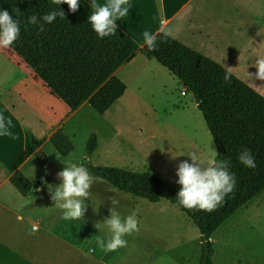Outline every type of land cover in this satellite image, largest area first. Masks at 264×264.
Returning <instances> with one entry per match:
<instances>
[{
  "label": "trees",
  "instance_id": "obj_1",
  "mask_svg": "<svg viewBox=\"0 0 264 264\" xmlns=\"http://www.w3.org/2000/svg\"><path fill=\"white\" fill-rule=\"evenodd\" d=\"M0 8L21 21L20 37L9 48L73 112L88 104L103 116L127 90L117 78V71L138 53L157 61L178 79L186 93L194 96L216 147L215 159L226 162L227 170L236 177L233 191L212 212L180 206V190L149 167L133 170L93 164L91 159L98 149L95 134L86 143L83 165L92 180L104 181L115 191L152 204L167 201L179 208L199 230L198 264H214V235L264 193V97L218 63L164 33L156 35L155 51H149L147 45L140 48L118 27L114 36L98 38L88 23L93 8L85 0H80L75 13L66 3L57 6L53 0H0ZM52 12L57 16L48 24L43 17ZM32 15L37 18L35 25L28 23ZM226 72L231 74L229 82L223 79ZM29 140L31 147L13 164L10 178L23 197L33 186L19 168L33 155L45 170L48 164V157L39 152L41 143L31 134ZM50 143L62 158L75 151L73 142L62 131L55 133ZM243 149L255 157V169L239 163L237 156Z\"/></svg>",
  "mask_w": 264,
  "mask_h": 264
},
{
  "label": "crops",
  "instance_id": "obj_2",
  "mask_svg": "<svg viewBox=\"0 0 264 264\" xmlns=\"http://www.w3.org/2000/svg\"><path fill=\"white\" fill-rule=\"evenodd\" d=\"M85 1L92 6V0ZM129 4L127 17L117 20L116 24L140 48L145 46L142 33L145 30L155 35L164 33L159 32L163 22L166 30L171 29L168 36L218 63L253 88L239 71L240 65L249 63V59L254 64L259 58L264 59V0H129ZM116 76L127 90L103 116H96L88 104L73 112L13 50L0 47V116L5 118L11 133L0 136V264H52L46 258H39L37 247L43 239H37V235H46L48 231L45 218L29 206L32 192L23 197L10 182L13 164L31 147L29 134L41 143V154L47 148L57 156L50 143L55 133L64 132L74 144L91 123L96 126L94 134L98 136V143L99 133L113 130L123 136L142 134L146 130L155 138L161 122L157 121L158 112L152 104L154 96L159 90L171 92L177 88L181 90V97L189 94L183 96L185 89L178 79L141 53L119 69ZM253 89L264 97V90L255 86ZM194 107L197 108V104ZM8 121L11 123L7 124ZM141 156L150 162L146 156ZM32 162L34 170L44 172L35 155L19 170L34 188L26 170ZM5 190L22 201L18 209L14 210L5 200ZM44 202L46 199L39 197L33 207ZM28 219L34 221L31 230ZM36 225L37 231L33 230Z\"/></svg>",
  "mask_w": 264,
  "mask_h": 264
},
{
  "label": "rangeland",
  "instance_id": "obj_3",
  "mask_svg": "<svg viewBox=\"0 0 264 264\" xmlns=\"http://www.w3.org/2000/svg\"><path fill=\"white\" fill-rule=\"evenodd\" d=\"M251 62L249 59V63L240 65V76L253 88L264 90V80L257 77L258 69ZM180 91L178 88L171 92L159 90L154 96L152 104L158 112L157 121L161 122L155 138H151L146 130L142 134L132 133V136L118 135L114 130L99 133L98 149L91 159L93 164L133 170L149 167L181 190L177 182L180 164L185 161L192 164L191 155L194 154L198 157L196 166L203 170L215 159L217 150L200 112L194 107V96L189 93L188 97H181ZM96 131L95 124L85 127L74 140L75 151L67 158L45 148L42 156L48 157V164L44 172L33 169L34 161L26 168L34 183L29 206L45 218L48 231L46 235H37V239H43L37 247L39 258H46L52 264H198L199 230L179 208L167 201L152 204L115 191L104 181L95 179L88 195L80 198L84 210L80 220L68 222L62 219L63 210L56 207L57 201L52 198L62 183L59 173L69 166V161L83 165L87 159L86 143ZM36 185L42 186L37 188ZM4 194L14 210L20 207L21 200L7 190ZM39 197L46 202L33 207ZM137 208L140 210L137 214L139 232L124 237L127 246L116 252L100 249L95 243L96 238L108 240L112 236L106 224L112 212L123 221ZM28 221L31 230L34 221ZM213 242L214 264H264V193L218 231ZM27 252L31 253V250L27 248Z\"/></svg>",
  "mask_w": 264,
  "mask_h": 264
},
{
  "label": "clouds",
  "instance_id": "obj_4",
  "mask_svg": "<svg viewBox=\"0 0 264 264\" xmlns=\"http://www.w3.org/2000/svg\"><path fill=\"white\" fill-rule=\"evenodd\" d=\"M53 2L57 6L66 3L69 10L75 13L78 10L80 0H53ZM92 8L93 11L88 18V23L98 38L103 39L116 34V21L127 17L130 4L129 0H104L102 3L99 0H92ZM16 12L18 13V10ZM59 15L63 18L64 13L60 12ZM56 16L57 13L52 12L45 15L43 19L48 24H52ZM28 23L35 25L37 23L36 16H30ZM159 32L170 35L171 29L166 30L162 22ZM20 33V19L14 18L8 10L0 8V47L8 48L13 45L19 39ZM142 37L143 44L148 46L149 51H155L156 35L145 30ZM255 67L258 69L257 77L264 80V59L259 58ZM223 79L225 82H229L231 74L226 72ZM10 123L11 121L7 122V124ZM7 135H11V133L6 126L5 118L0 116V136ZM191 159L192 164L185 161L180 164L177 171L179 177L177 182L181 186L177 198L178 204L189 210L212 212L222 203L224 197L233 191L236 186V177L227 170L226 162H218L213 159L210 161V165L202 170L201 167L196 166L198 157L193 154ZM237 159L246 168L255 169L257 167L255 157L248 149L240 151ZM59 177L62 183L55 189L52 197L54 201H57L56 207L63 210V220H80L84 214L83 201L80 198L88 195V189L93 178L84 165L70 161L69 166L59 173ZM59 201H63V203H59ZM139 211V208L135 209L123 221L116 212H112L111 219L106 221L112 233L111 239L105 240L97 237L96 245L104 252H116L126 247L127 240L124 237L139 232L137 219Z\"/></svg>",
  "mask_w": 264,
  "mask_h": 264
},
{
  "label": "built area",
  "instance_id": "obj_5",
  "mask_svg": "<svg viewBox=\"0 0 264 264\" xmlns=\"http://www.w3.org/2000/svg\"><path fill=\"white\" fill-rule=\"evenodd\" d=\"M182 95L185 96L186 95V92L185 91L182 92ZM37 229H38L37 225L33 227V230H37Z\"/></svg>",
  "mask_w": 264,
  "mask_h": 264
}]
</instances>
